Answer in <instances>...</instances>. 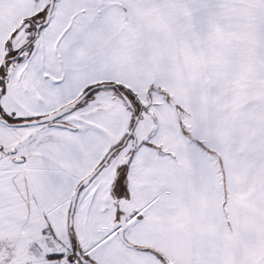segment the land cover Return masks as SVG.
Wrapping results in <instances>:
<instances>
[{
  "label": "snow or ice",
  "instance_id": "obj_1",
  "mask_svg": "<svg viewBox=\"0 0 264 264\" xmlns=\"http://www.w3.org/2000/svg\"><path fill=\"white\" fill-rule=\"evenodd\" d=\"M0 264H264V0H0Z\"/></svg>",
  "mask_w": 264,
  "mask_h": 264
}]
</instances>
